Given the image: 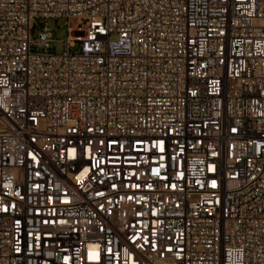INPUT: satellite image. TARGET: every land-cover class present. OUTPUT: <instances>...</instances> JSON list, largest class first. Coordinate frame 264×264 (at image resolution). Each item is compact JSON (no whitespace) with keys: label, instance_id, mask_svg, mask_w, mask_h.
Returning <instances> with one entry per match:
<instances>
[{"label":"built area","instance_id":"built-area-1","mask_svg":"<svg viewBox=\"0 0 264 264\" xmlns=\"http://www.w3.org/2000/svg\"><path fill=\"white\" fill-rule=\"evenodd\" d=\"M0 264H264V0H0Z\"/></svg>","mask_w":264,"mask_h":264},{"label":"rangeland","instance_id":"rangeland-1","mask_svg":"<svg viewBox=\"0 0 264 264\" xmlns=\"http://www.w3.org/2000/svg\"><path fill=\"white\" fill-rule=\"evenodd\" d=\"M81 23L82 19L80 18L41 19L36 22L35 29L33 31V37L37 38L39 33L43 31V27L48 26L50 28L51 38L53 39L50 42L51 48L48 50L50 52L60 53L64 51V41L69 37V28L74 29V36L76 37L84 35L83 31L77 29ZM71 49L74 50L73 48Z\"/></svg>","mask_w":264,"mask_h":264}]
</instances>
